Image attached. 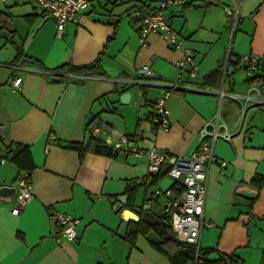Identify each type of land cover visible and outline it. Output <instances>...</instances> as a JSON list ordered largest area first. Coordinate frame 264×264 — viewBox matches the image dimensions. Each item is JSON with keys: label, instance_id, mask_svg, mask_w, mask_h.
<instances>
[{"label": "crops", "instance_id": "obj_1", "mask_svg": "<svg viewBox=\"0 0 264 264\" xmlns=\"http://www.w3.org/2000/svg\"><path fill=\"white\" fill-rule=\"evenodd\" d=\"M161 1L93 0L79 23L69 24L58 36L54 21L30 1L0 0V189H16L14 195L0 196V264H169L152 247L159 242L153 231L136 235L132 242L125 238L135 223L158 221L177 197L175 191L165 195L174 185L167 176L151 183L143 154L155 148L172 159L188 157L197 147L200 129L208 124L211 131L216 117L232 136L214 144L216 159L226 165L209 167L204 206L209 227L202 230L200 245L213 251L210 259L234 255L238 264H264V185L258 189L252 184L264 179V106L247 107L241 119V103L218 96L222 91L244 96L257 88L264 98V0L241 5L232 47L235 56H250L258 67L249 76L239 64H231L225 79L220 67L229 42L228 0H187L162 11L181 39L179 50L168 48L156 34L144 39L139 34L140 22L133 14L157 10ZM185 49L192 53L196 78L184 74V83L210 94L172 93L166 102L169 129H155L150 117L160 89L113 80L134 78L138 68L147 66L156 81H171ZM96 60L101 75L86 80L40 73H71L68 68ZM14 77L22 78L18 90L11 84ZM254 77L262 82L250 83ZM135 88H140L146 109L140 121V107L119 101ZM102 113L124 121L121 136L127 149L115 157L92 150L95 142L106 148L116 142L96 133ZM17 145L29 148L34 170L32 198L13 215L17 181L24 173L11 162ZM133 186L135 199H127L122 211L137 210L136 222L127 221L122 211L114 213L111 203ZM56 213L77 220L76 242L59 237Z\"/></svg>", "mask_w": 264, "mask_h": 264}, {"label": "built area", "instance_id": "obj_2", "mask_svg": "<svg viewBox=\"0 0 264 264\" xmlns=\"http://www.w3.org/2000/svg\"><path fill=\"white\" fill-rule=\"evenodd\" d=\"M7 1V0H1ZM17 1V0H14ZM32 5L51 18L56 25V32L61 36L69 24L79 23L82 15L90 7L93 0H28ZM211 3H219L221 0H207ZM246 0H228L229 14V42L226 46L225 60L220 67L223 79L227 76L228 68L231 64H239L250 76L257 67L258 61L250 56H235L233 54V39L237 32L240 21V7ZM187 0H162L157 10L149 13L136 11L133 15L139 19V34L144 39L149 34L158 35L172 50H179L181 39L171 27L162 11L177 5L186 4ZM183 52L182 60L177 64L175 78L168 82L156 81V75L147 66H142L136 70L134 78L113 80L118 84L125 86H146L158 87L160 89L159 97L153 105V113L150 117V124L155 129L167 131L169 129L168 111L166 102L172 93L177 91H193L197 93L210 94V91L197 87H191L184 83V74L189 79L196 78V64L192 58V53L188 49ZM12 70H23L33 72L18 66H8ZM50 77H65L70 81H81L89 79L88 75H80L62 72H40ZM12 86L18 90L22 84L21 77H14ZM219 98L228 97L238 101L242 105L241 119L249 106H264V98L260 95L257 88H250L244 96L234 94H225L223 91L218 94ZM241 121V120H240ZM205 124L198 133V143L194 152L188 157L172 159L171 156L155 148L145 152L143 155L147 159V170L152 184L156 185L158 180L156 175L162 169L167 167V177L173 180L172 190L166 191L169 196L175 191L177 197L167 204L166 212H170V227L174 238L184 244L194 248L195 254L190 264H203L204 259L201 255L200 236L205 227L209 224L204 222V206L207 191L208 171L212 164H218L220 167L226 165L216 159L214 155V144L218 138L229 141L232 134L227 131L224 125L219 124L216 117L212 124V130L207 129ZM219 127L223 128V133L219 134ZM96 133L106 136L108 139H115L114 145L108 147L112 157L124 148L127 149V140L116 132L113 128L99 124L95 129ZM4 160H2V163ZM30 173L24 172L17 181L16 203L11 208L13 215H19L24 206L31 200ZM59 226V237L68 242H76L77 220L69 216L56 213L54 215Z\"/></svg>", "mask_w": 264, "mask_h": 264}, {"label": "trees", "instance_id": "obj_3", "mask_svg": "<svg viewBox=\"0 0 264 264\" xmlns=\"http://www.w3.org/2000/svg\"><path fill=\"white\" fill-rule=\"evenodd\" d=\"M151 12L148 10V13ZM18 58L22 57V52L19 50L17 53ZM235 65V64H233ZM99 62L96 60L94 63L85 67H70L67 71L73 74L100 76ZM66 67H62L59 70H65ZM250 83H261L260 77H254L249 80ZM76 148V147H75ZM92 150L98 154H107L112 157L110 149L102 146L100 143L95 142ZM11 162L14 163L21 171L31 173L34 170V165L30 156L29 148L24 145H17L15 150L11 154ZM167 175V169L162 170L156 175V179L159 181ZM254 184L258 189H261L264 185V179H254ZM137 186H133L126 194L128 195L129 202L135 199ZM132 229L128 231L126 240L132 242L133 237L138 234H146L153 231L159 239V242L152 244V247L161 255L165 256L169 264H190L193 260L195 250L192 246L181 243L175 240L170 227V212L164 213V215L156 222L143 223L139 221L132 225ZM213 253L211 250L201 251L203 264H238L234 255H218L216 259H210L209 256Z\"/></svg>", "mask_w": 264, "mask_h": 264}, {"label": "water", "instance_id": "obj_4", "mask_svg": "<svg viewBox=\"0 0 264 264\" xmlns=\"http://www.w3.org/2000/svg\"><path fill=\"white\" fill-rule=\"evenodd\" d=\"M89 11H90V8H88L85 11V13H88ZM140 95H141L140 88H135L119 96V101L121 104L126 105L130 103L131 105H137L138 107H140V111L137 117L138 121L143 120L146 114V109L145 107H143V103L139 100ZM99 119L101 122L100 124L112 127L120 135L125 136L124 121L121 117L116 116L114 114H110V113H102L99 116ZM0 134L2 133L0 132ZM88 139H89V134L86 135L85 144L88 141ZM129 142H131V139H129ZM14 193L16 194V189H8V188L0 189V196H4V194H7L8 196L11 194L14 195ZM241 195L249 200H252L255 198V195L251 193H247V195L246 193L245 194L241 193ZM127 199H128V196L125 195V196L118 198L116 201H111V203H113V212L118 213L119 211H122V208L126 204ZM137 213H138L137 210H133V211L123 210L122 211L123 217L127 221H131V222H136L138 220Z\"/></svg>", "mask_w": 264, "mask_h": 264}, {"label": "rangeland", "instance_id": "obj_5", "mask_svg": "<svg viewBox=\"0 0 264 264\" xmlns=\"http://www.w3.org/2000/svg\"><path fill=\"white\" fill-rule=\"evenodd\" d=\"M175 78V77H174ZM169 178V177H168ZM170 179V178H169ZM170 180H172V179H170Z\"/></svg>", "mask_w": 264, "mask_h": 264}]
</instances>
